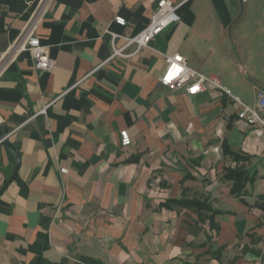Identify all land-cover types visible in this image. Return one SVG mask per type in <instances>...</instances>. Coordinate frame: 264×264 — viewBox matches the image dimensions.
Instances as JSON below:
<instances>
[{"label": "crops", "instance_id": "crops-1", "mask_svg": "<svg viewBox=\"0 0 264 264\" xmlns=\"http://www.w3.org/2000/svg\"><path fill=\"white\" fill-rule=\"evenodd\" d=\"M158 1L51 0L34 36L54 67L39 72L28 52L8 53L38 0H0V130L20 156L0 194V264H264V136L237 122L234 102L264 91V0H168L180 21L109 60L106 32L138 34ZM175 54L232 98L161 86ZM235 168L253 180L244 203L224 177ZM14 169L0 144V190ZM181 199L218 212V231L193 209L161 207ZM187 216L202 232L186 231ZM220 247L218 261L206 253Z\"/></svg>", "mask_w": 264, "mask_h": 264}, {"label": "built area", "instance_id": "built-area-1", "mask_svg": "<svg viewBox=\"0 0 264 264\" xmlns=\"http://www.w3.org/2000/svg\"><path fill=\"white\" fill-rule=\"evenodd\" d=\"M50 2L51 0H38L36 9L32 13L25 29L8 51V53L12 54L28 52L33 60L34 69L39 72H51L54 67L53 60L41 46L39 39L34 36V30L41 16L49 8ZM178 9L179 6L173 5L168 0H159L155 11L151 15L148 26L138 34L132 37H125L109 31L106 32L110 37L112 50L109 60L115 57L134 56L141 50L148 48L155 37L180 21V16L177 13ZM113 23L120 27L126 25L125 20L119 16L113 18ZM119 38L124 40V44L122 47L116 48L115 41ZM129 50L131 51L129 52ZM165 64V69L158 79V83L161 86L169 89H183L188 96H196L209 89H213L232 98L230 91L222 85L219 79L214 76L200 74L189 68L182 56L178 54L166 56ZM234 102L238 104V110L235 114L237 122L250 128H257L264 136V91L258 90L255 102L252 105L240 103L237 100H234ZM45 110L46 107L40 110L39 113L44 114ZM119 138L121 147L131 145V139L125 130L119 132ZM60 173L65 174L66 170L62 169Z\"/></svg>", "mask_w": 264, "mask_h": 264}, {"label": "trees", "instance_id": "trees-1", "mask_svg": "<svg viewBox=\"0 0 264 264\" xmlns=\"http://www.w3.org/2000/svg\"><path fill=\"white\" fill-rule=\"evenodd\" d=\"M225 152L227 155L231 157L233 161H235L236 155L228 151V149H226ZM224 177L227 181L232 182L230 188V195L235 196V198L243 202L242 197H243L244 188L247 183H251L253 182V180L251 178H248V175L245 171H242L241 169H237V168H235L234 170L227 169ZM161 207L165 208L166 210H171L173 207H179L183 209H193L194 212L197 213L198 218L200 220H205V219L208 220L209 225L216 232L218 231V228L214 225V221H213L214 216L218 214V212L211 210L210 206H207L204 202H199L197 200H186V199L167 200L165 203L162 204ZM204 211H207L211 214L207 216L203 214ZM223 251H224V247H220L214 252H211L208 249L206 253L210 254L213 260L218 261Z\"/></svg>", "mask_w": 264, "mask_h": 264}, {"label": "water", "instance_id": "water-1", "mask_svg": "<svg viewBox=\"0 0 264 264\" xmlns=\"http://www.w3.org/2000/svg\"><path fill=\"white\" fill-rule=\"evenodd\" d=\"M4 138L5 137L3 135V132L0 130V141H1L0 144L5 146L7 149H9L10 152L14 155L15 169H14L13 173L10 175V177L8 178V180L5 183V185L3 186V188L0 190V194L4 191V189L7 187V185L14 179L16 172H17L19 165H20V156L18 154L17 149Z\"/></svg>", "mask_w": 264, "mask_h": 264}, {"label": "rangeland", "instance_id": "rangeland-1", "mask_svg": "<svg viewBox=\"0 0 264 264\" xmlns=\"http://www.w3.org/2000/svg\"><path fill=\"white\" fill-rule=\"evenodd\" d=\"M261 179H264V175H263V177L261 178ZM260 190H262V192H264V184L262 183V187H261V189ZM220 194H222V192H220ZM218 200V199H217ZM251 203H252V201H251ZM251 208H254V206H252ZM233 210H234V208H233ZM236 213H238L236 210H234ZM255 213L257 214V215H261V214H259L258 212H256L255 211ZM262 216V218H264V214H262L261 215ZM187 218V221H186V223H184L185 224V228H186V231L189 233V234H191V235H196V234H198V232H202L201 230L203 229L202 228V226H200V225H198V223L196 222H192L191 221V218L189 217V216H187L186 217ZM188 221H191L192 222V225H191V223H188ZM215 233V232H214ZM211 234H213L212 232H211ZM205 240H206V237H205Z\"/></svg>", "mask_w": 264, "mask_h": 264}]
</instances>
